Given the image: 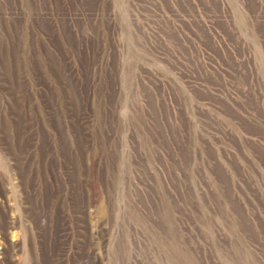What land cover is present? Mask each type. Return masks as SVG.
<instances>
[{
    "label": "rangeland",
    "instance_id": "rangeland-1",
    "mask_svg": "<svg viewBox=\"0 0 264 264\" xmlns=\"http://www.w3.org/2000/svg\"><path fill=\"white\" fill-rule=\"evenodd\" d=\"M0 264H264V0H0Z\"/></svg>",
    "mask_w": 264,
    "mask_h": 264
}]
</instances>
